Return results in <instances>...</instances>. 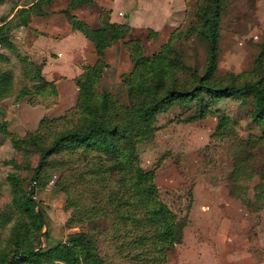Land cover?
Here are the masks:
<instances>
[{
	"label": "rangeland",
	"instance_id": "rangeland-1",
	"mask_svg": "<svg viewBox=\"0 0 264 264\" xmlns=\"http://www.w3.org/2000/svg\"><path fill=\"white\" fill-rule=\"evenodd\" d=\"M72 1L0 0V24L10 46L0 43V71L11 76L10 94L0 99V264L9 260L16 241L46 251L77 233L96 237L107 264H124L122 248L108 242L110 225L105 227L90 210L92 197L78 179L80 170L62 164L59 151L35 174L38 146L48 140L54 124H44L37 145L27 136L37 132L41 119L56 121L74 106V80L124 104L125 79L145 73L140 58L163 51V63L179 83H189L204 66L205 43L197 29L205 0ZM72 23L105 43L100 56ZM109 24L127 30L118 28L112 39ZM37 66L53 90L30 79ZM212 78L264 86V0L220 1ZM202 97L210 111L204 117L189 120L196 115L195 101L174 102L155 116L152 136L135 145L139 166L151 173L159 202L174 215L175 240L165 264H264V131L252 119L249 97ZM216 113L225 115L224 134H213ZM11 174L12 183L7 180ZM13 183L18 195L33 187L34 211L40 209L44 219L39 232L30 212L14 206ZM24 233L28 238L19 239ZM46 258L8 264H69Z\"/></svg>",
	"mask_w": 264,
	"mask_h": 264
},
{
	"label": "trees",
	"instance_id": "trees-1",
	"mask_svg": "<svg viewBox=\"0 0 264 264\" xmlns=\"http://www.w3.org/2000/svg\"><path fill=\"white\" fill-rule=\"evenodd\" d=\"M86 0H73L71 4ZM206 7L199 18L198 37L205 43V59L202 72L193 74L189 83H179L174 79L163 63V51L154 53L150 58H140L138 66L145 69L144 75L128 76L126 80V102L115 104L106 91L96 93L92 87L74 80L78 93L74 106L66 110L56 121L41 119L37 132L29 134L28 140L35 145L44 124H54L52 133L44 145L38 146L35 174L40 172L49 156L62 152V164L72 166L78 172V179L83 180L89 188L94 210L103 221L110 225L111 233L108 242L114 248H122L124 264H165L166 252L172 248L175 240L174 215L159 202L157 190L152 184L151 173L141 169L138 163L135 145L152 136L155 127V116L165 111L172 103L195 101L196 115L189 118L199 119L210 112L203 101L202 94L209 100L245 99L249 97L254 113L252 119L264 131V86L260 81L242 84L217 82L212 78L216 63L218 17L221 0H205ZM4 23L0 24V43H9L3 35ZM109 38L118 37V28L127 27L109 24ZM72 29L88 39L96 53L100 56L105 43L96 41L80 26L72 23ZM124 34V32L122 33ZM171 43H169L166 47ZM32 65V64H30ZM27 71V68L24 69ZM85 81L89 79L86 78ZM49 85L40 75V67H36V77L30 78ZM11 76L7 71H0V99L10 94ZM55 91H52L54 95ZM214 114V113H213ZM196 116V117H195ZM217 124L213 134H224L225 115L216 113ZM264 140V135L262 137ZM12 183L14 175H8ZM13 204L18 209L30 212L32 224L39 232L44 224L41 210L34 211L36 201L31 198L33 187L18 195L13 183ZM21 227H23L21 225ZM97 234L101 231L97 230ZM46 233L43 234V238ZM68 243L43 251L30 243L22 245L19 241L9 260L32 259L45 255L47 261L56 260L69 264H107L97 249V239L84 233L73 235ZM97 236V235H96ZM27 233L19 239H27ZM57 264V263H49Z\"/></svg>",
	"mask_w": 264,
	"mask_h": 264
},
{
	"label": "crops",
	"instance_id": "crops-1",
	"mask_svg": "<svg viewBox=\"0 0 264 264\" xmlns=\"http://www.w3.org/2000/svg\"><path fill=\"white\" fill-rule=\"evenodd\" d=\"M133 10H134L133 8L130 9L131 12H130V15H129V18H128V19H129V23H128V24H129V26H131V27H132V24H133L132 21H131ZM77 34H79V35L82 36L85 40H87V39H86L83 35H81L79 32H77Z\"/></svg>",
	"mask_w": 264,
	"mask_h": 264
}]
</instances>
